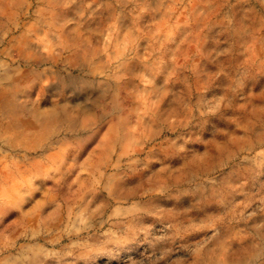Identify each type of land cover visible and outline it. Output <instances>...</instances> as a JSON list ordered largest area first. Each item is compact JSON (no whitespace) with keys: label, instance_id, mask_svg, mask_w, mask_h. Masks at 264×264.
Returning a JSON list of instances; mask_svg holds the SVG:
<instances>
[{"label":"rangeland","instance_id":"obj_1","mask_svg":"<svg viewBox=\"0 0 264 264\" xmlns=\"http://www.w3.org/2000/svg\"><path fill=\"white\" fill-rule=\"evenodd\" d=\"M263 238L264 0H0V264H250Z\"/></svg>","mask_w":264,"mask_h":264},{"label":"bare ground","instance_id":"obj_2","mask_svg":"<svg viewBox=\"0 0 264 264\" xmlns=\"http://www.w3.org/2000/svg\"><path fill=\"white\" fill-rule=\"evenodd\" d=\"M236 226H237L236 223H234L232 225L229 224L226 227V231H227V234H229V236H231L233 234L231 232L236 228ZM230 233H231V235H230ZM233 235H234L233 238L239 239V238H237L238 237L237 234H233ZM241 240H243V238H241ZM262 240L264 241V238ZM261 258L264 259V243H262V252L259 255H257L256 259H254L253 262H251L250 264H264V260H263V262L260 261ZM231 264H249V262L244 260L243 262L238 261L237 263H231Z\"/></svg>","mask_w":264,"mask_h":264}]
</instances>
